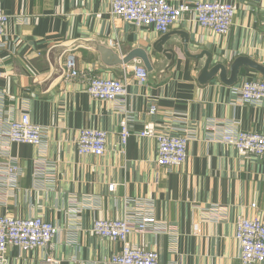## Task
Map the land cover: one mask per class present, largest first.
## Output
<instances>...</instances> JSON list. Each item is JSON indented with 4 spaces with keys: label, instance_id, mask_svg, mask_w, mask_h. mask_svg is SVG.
<instances>
[{
    "label": "crops",
    "instance_id": "1",
    "mask_svg": "<svg viewBox=\"0 0 264 264\" xmlns=\"http://www.w3.org/2000/svg\"><path fill=\"white\" fill-rule=\"evenodd\" d=\"M216 1L236 6L229 33L218 36L182 19L168 31L164 46L176 45L171 66L154 50L162 35L112 17L111 0H4L0 216H41L58 233L48 249L9 247L6 263L0 264H45L49 256L60 264H111L121 244L92 234L91 226L96 219L125 215L132 221L155 220L144 232L132 231L127 241L157 252L159 264H240L235 220L242 214L264 223V158L239 156L233 145L218 139L236 131L264 132V100L252 104L239 98L245 80L264 78L243 66L232 85L218 76L200 83L204 59L182 53L179 33L188 36L190 54L207 51L212 65L228 68L245 57L264 67V0ZM67 52L80 70L128 83L131 136L124 152L118 135L122 104L93 100L78 83L65 84ZM135 65L148 71L143 85L133 76ZM151 105L154 115L148 113ZM22 113L43 128V154L35 146L4 139L7 121ZM146 123L159 133H191L182 166L156 165V140L138 136ZM84 128L107 132L103 156L78 153L77 135ZM2 162L18 168L15 176L7 175ZM110 184L116 185L113 192Z\"/></svg>",
    "mask_w": 264,
    "mask_h": 264
},
{
    "label": "built area",
    "instance_id": "2",
    "mask_svg": "<svg viewBox=\"0 0 264 264\" xmlns=\"http://www.w3.org/2000/svg\"><path fill=\"white\" fill-rule=\"evenodd\" d=\"M3 2L4 0H0V48L6 45L4 36L8 22ZM110 15L136 28L152 29L160 35L168 33L182 19H189L215 35L225 36L234 23L236 6L216 0H191L180 5H172L168 0H111ZM108 43L114 44L112 41ZM132 71L139 85L147 82L149 75L145 67L135 65ZM62 78L65 84L78 83L93 100L122 104L120 110L123 116L119 121L118 135L120 148L124 152L131 136L130 120L125 106L128 83L80 70L71 52L65 54ZM239 98L242 103L260 104L264 100V79L245 80L239 90ZM148 113L154 115L156 107L151 105ZM182 132L159 133L153 123H146L138 136L155 139L156 165L159 168L172 169L182 166L187 159V146L192 135L186 129ZM3 136L8 144L32 145L40 150V154L44 152L43 128L32 123L27 113L7 121ZM218 140L233 145L239 156L264 158V132L236 131L224 134ZM76 144L80 155L100 157L108 150V134L98 129H80ZM1 164L7 175L15 176L18 169L15 165L9 162ZM115 188V184H110L108 191L113 192ZM251 208H256V205H251ZM154 222L152 217H141L132 221L128 215L116 220L96 219L92 223L91 233L121 244L120 252L111 257V264H159L157 252L132 246L127 241L132 231L144 232ZM57 233L58 229L41 216L28 219L0 216V262L6 263L5 252L9 247L22 251L48 249ZM235 239L240 247V264H264V223L258 217L238 215L235 220ZM45 264H60V261L49 256Z\"/></svg>",
    "mask_w": 264,
    "mask_h": 264
},
{
    "label": "water",
    "instance_id": "3",
    "mask_svg": "<svg viewBox=\"0 0 264 264\" xmlns=\"http://www.w3.org/2000/svg\"><path fill=\"white\" fill-rule=\"evenodd\" d=\"M180 43L179 46L182 49V53L185 56L191 59L202 60L204 59L203 67L199 73L198 81L200 83H206L212 80L214 77L218 76L220 81L227 85H232L236 82L238 77V72L241 67H247L250 70H253L260 74L264 78V67L262 65L256 64L245 57H239L235 59L231 65L227 68L222 64L212 65V55L207 51H202L199 54H190L188 46H189V38L186 34L179 33ZM169 33L162 35L154 44V50L160 54H162L165 58L171 60V66L175 62V44L170 45L167 49H164L165 44L170 41ZM146 68L150 71L151 67L148 61H145ZM168 66L167 68H171ZM229 73V76H228Z\"/></svg>",
    "mask_w": 264,
    "mask_h": 264
}]
</instances>
